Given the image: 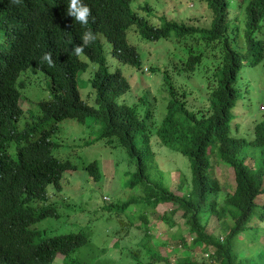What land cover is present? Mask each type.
Listing matches in <instances>:
<instances>
[{
	"label": "trees",
	"instance_id": "1",
	"mask_svg": "<svg viewBox=\"0 0 264 264\" xmlns=\"http://www.w3.org/2000/svg\"><path fill=\"white\" fill-rule=\"evenodd\" d=\"M134 1L83 0L91 12L88 27L96 35L83 54L97 64L89 84L95 105H90L76 79L87 63L71 51L85 29L66 15L68 0H0V264H54L58 255L60 264H264V251L253 253L264 246V119L250 133L240 131L249 112L244 101L254 107L251 85L242 80L245 69L264 73V0H204L210 11L207 26L164 16L156 26L148 19L151 7L145 3L146 13L139 12ZM132 26L144 42L175 38L184 51L176 55L180 70L202 76L208 94L205 108H189L185 89L168 69L153 99H167L155 129L151 107L141 114L138 103L119 101L131 86L120 69L107 66L102 38L113 57L139 69L140 54L128 42ZM45 51H51L53 67L41 61ZM30 66L50 78L49 93L35 110L25 111L19 104L23 85L18 77ZM150 72L158 70L151 67ZM259 99L263 101L261 95ZM140 100L150 101L148 94ZM66 119L96 129V136L81 142L80 148L103 141L124 149L133 170L125 172L129 178L122 187L133 194L82 214L50 199L48 192H61L68 172L82 171L95 182L103 178L97 158L87 160L80 150L53 138ZM154 135L188 160L190 177L179 185L182 194L163 185L152 149ZM214 157L233 172L232 190L223 199L211 173ZM170 202L183 221L161 216L180 230L168 246L204 252L206 259L188 252L173 259L166 244L163 254L153 243L151 215L159 204ZM63 211L72 214L61 227L35 226L46 218L59 220ZM210 216L218 220L217 235L207 231ZM62 226L70 227L55 231ZM133 227L143 236L136 243H121ZM108 231L118 237L113 245L96 244L97 236ZM111 249L118 250L116 257Z\"/></svg>",
	"mask_w": 264,
	"mask_h": 264
},
{
	"label": "rangeland",
	"instance_id": "2",
	"mask_svg": "<svg viewBox=\"0 0 264 264\" xmlns=\"http://www.w3.org/2000/svg\"><path fill=\"white\" fill-rule=\"evenodd\" d=\"M147 3L152 11L148 16L149 21L156 26L160 24L159 17L164 16L166 19H174L177 21H185L190 24H196L201 26H207L210 21L209 13L206 3L201 0L192 2L191 0H135L133 6L139 12L146 13L142 9L144 4ZM240 27H243L242 22H238ZM104 45V55L107 66L110 70L120 69L121 73L126 77L130 83V90L126 92L119 101H124L129 104L138 103V109L141 114H145L148 107H151L153 113L154 129L155 124L158 125L165 111L167 99L165 97L163 101L161 97H158L157 101L153 99L159 94L158 90L163 81V72L165 69L171 73L172 79L185 89L186 100L191 110L197 111L198 109L205 108L208 100L207 90L203 84L201 75H191L187 72L180 70V63L176 55L184 54L179 44L175 45V38L160 39L159 41L150 42L140 39L138 31L135 27H131L128 31V42L134 45L141 57L142 63L139 69L130 65L124 64L113 57L110 53V44L102 38ZM81 59L87 62L88 66L84 71H81L77 75L78 85L82 98L90 105L94 104V91L88 83V79L91 74L97 68L95 62L90 61L83 54L80 55ZM154 67L158 72H150V68ZM50 78L41 70L34 69L32 66L22 71L18 77V83H21L23 87L20 88L21 95L19 104L25 111L35 110L37 102L41 99L48 97V85ZM243 82L251 85V94L254 98V107L249 105V101H244V108L248 109V114L244 116L241 124V132L250 133L254 124L264 119V73H260L253 69H245ZM202 83V84H201ZM146 92V93H144ZM181 92V91H180ZM148 94L150 101L140 100L139 97H143ZM262 96L263 101H260L259 96ZM247 96V95H246ZM249 96V94H248ZM250 108V109H249ZM253 109V110H252ZM88 120V119H86ZM75 119H66L59 124L60 132L53 137L56 141L57 138L60 143L72 145V148L81 151V155L84 158H97L100 162L103 178L99 182H95L92 178H85L82 171L76 170L68 172L62 179V191L53 193L49 191L50 199H57L62 205H70V209L74 210L79 208L78 214H82V210L87 212L101 211V208L113 202L117 199H125L128 194H133L134 191L128 192L127 189L122 187L123 182L129 178V174L125 172L133 170V166L129 165L126 152L121 147L110 148L104 145L103 141L96 142L90 146H84L80 148L81 142L84 140H92L96 136V132L93 125L84 126L76 122ZM137 141V138L136 140ZM58 142V141H57ZM152 149L155 152V162L158 169L162 172L163 185L176 192L182 194L183 190L179 188V185L185 183L189 177V166L186 157L176 152L169 146H164L160 143L157 136L151 140ZM73 160H77V156L72 157ZM91 159V160H92ZM88 160V159H87ZM213 167L211 169L212 175L220 183L221 191L219 194L220 199L227 196L231 192L234 183L233 172L230 168H227L223 162L214 157L212 159ZM79 193H82L81 195ZM176 209L175 203H163L159 204L154 214L151 215L150 221H152V241L165 254L163 244L167 245V251L169 255L175 259L176 254L183 253L196 257L198 260L206 259L203 255L204 252L200 251H186L178 246V249L170 248L173 241V236L180 235V230L177 226L168 225L161 216L169 214L171 219L177 223H181V211ZM173 213H169L172 212ZM72 213L67 211L62 212V217L57 221H52L48 218L37 223L35 226L37 229H42L48 224L54 226L60 225L64 219ZM77 215V214H76ZM74 218V216H72ZM79 224H83V221H76ZM60 223V224H59ZM218 220L210 216L207 231L212 234H219L217 227ZM260 231L264 234V220L260 222ZM58 228L56 232L67 230L68 227ZM140 230V231H139ZM120 231L118 233H121ZM112 231L103 232L97 236L95 243L102 246L111 247L113 243L118 239L117 236H113ZM120 236V235H119ZM143 236V231L136 227L131 229V232L123 235L125 239H122L121 243L138 242L139 238ZM187 237V236H186ZM125 240V241H124ZM264 243V239L261 240ZM261 250L264 251V246H257L254 248L253 253L257 254ZM110 252L116 257L118 250L111 249ZM62 256L58 255L54 264H60Z\"/></svg>",
	"mask_w": 264,
	"mask_h": 264
},
{
	"label": "clouds",
	"instance_id": "3",
	"mask_svg": "<svg viewBox=\"0 0 264 264\" xmlns=\"http://www.w3.org/2000/svg\"><path fill=\"white\" fill-rule=\"evenodd\" d=\"M14 3L20 4V3H22V0H14ZM2 10L3 9H0V12ZM66 15L72 17L79 25H81L85 29L84 32L82 33V35L80 36L81 43L79 45H73L72 49H71V51L74 55H77V56H79V58H81L80 55L84 54V49L86 47L90 46L96 40L95 33L88 27L89 20L91 18L90 9L83 2V0H68L67 8H66ZM132 27H135V26H132ZM69 43H71V40L69 41ZM40 59L42 62H46L48 67L54 66L55 62L52 58L51 51H45ZM87 66H88V64H87ZM87 66H86V68H87ZM78 73L76 74V79H77ZM92 75L93 74H91L90 78L88 79L89 84H90V79H91ZM77 82H78V80H77ZM78 87H79V85H78ZM79 89H80V87H79Z\"/></svg>",
	"mask_w": 264,
	"mask_h": 264
}]
</instances>
